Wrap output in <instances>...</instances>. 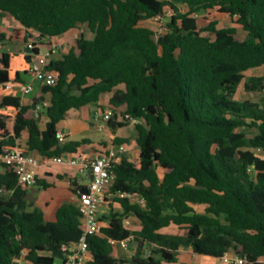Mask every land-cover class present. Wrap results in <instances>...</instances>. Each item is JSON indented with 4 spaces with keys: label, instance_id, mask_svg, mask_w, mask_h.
Returning a JSON list of instances; mask_svg holds the SVG:
<instances>
[{
    "label": "trees",
    "instance_id": "1",
    "mask_svg": "<svg viewBox=\"0 0 264 264\" xmlns=\"http://www.w3.org/2000/svg\"><path fill=\"white\" fill-rule=\"evenodd\" d=\"M213 11L228 15L232 25L195 17ZM5 15L40 40L81 27L93 37L81 33L48 62L45 69L57 81L38 85L33 101L44 98L39 108L7 93V84L25 82L12 73L10 54L0 53V148L26 134L25 144L41 156L75 153L87 140L63 143L60 123L70 110L97 104L106 94L120 116L141 120L134 126L137 160L121 157L115 165L110 209L98 216L99 232L86 238L90 264L177 263L180 249L264 264V97L237 99L241 85L264 92V75L245 76L264 67V0H0ZM157 15L167 20L164 31L141 24ZM7 109L15 112L12 132ZM115 117L110 129L128 124ZM0 164V264H15L23 252L34 264L63 259L83 233L77 204L62 203L48 218L31 209L28 189ZM71 187L78 195L76 180ZM117 192L137 194L144 206ZM129 218L137 225L126 224ZM170 226L177 232H164ZM123 240L130 249L137 243L135 257L114 256L113 242Z\"/></svg>",
    "mask_w": 264,
    "mask_h": 264
},
{
    "label": "crops",
    "instance_id": "2",
    "mask_svg": "<svg viewBox=\"0 0 264 264\" xmlns=\"http://www.w3.org/2000/svg\"><path fill=\"white\" fill-rule=\"evenodd\" d=\"M79 30V29H78ZM25 33L23 27L11 16L5 15L0 16V37L3 38V41L0 43V49L2 50L5 47V42H9L10 45V69L12 56H18L19 60L17 65L14 67V72L18 71L21 73V79L27 83L31 81L32 76L29 74V68L40 69L44 68L46 64L51 59H55L60 57L64 52H66L69 48L67 44L71 37L76 35V32L68 33L60 37L54 38H41L38 39V44H36L38 48V54H33L32 50L28 49L27 46H23V44H19L20 41H24L27 44L32 43L30 36L27 38L26 35H22ZM26 34V33H25ZM34 34V33H33ZM25 37L27 38L25 40ZM17 43V47L13 50V43ZM51 43H55L59 46V50L54 54H49L47 56L45 54H40V48L45 47L49 53V45ZM20 45V46H19ZM63 47H62V46ZM24 50V52H23ZM41 58H44L45 64H41L39 61ZM28 60H30L28 62ZM26 71V72H25ZM253 75H264V67L249 70L245 73L246 77ZM35 84L34 91L28 96H22L18 90L7 91V93H13L14 95L21 96L22 102L24 104H34L35 102V92L38 87V83ZM243 90V86L241 85L237 99L238 100H250L251 99H240L239 93ZM3 93L0 88V94ZM248 93H259V97H264V92H248ZM111 94H106L103 96L97 104H90L79 109H72L67 113L66 118L60 123L59 127L63 130L65 136L63 139V143H69L73 141H81L87 140L86 143L82 144L77 148L75 153H70L68 155L72 157H81L86 161L92 160L96 155L103 153L106 150L117 149L119 145H123L125 147V152L121 154V157H125L128 160L136 161L138 156V147L135 142V127L130 124H126L124 126H117L115 129H110L107 127L103 131H98L96 127V123L101 119L102 114L105 110L110 108L108 103ZM41 99V98H40ZM39 100V99H38ZM37 100V101H38ZM41 102V101H40ZM39 102V103H40ZM37 104L36 108L40 107V104ZM9 117L7 120V128L10 132H12L13 120L15 112L13 110L7 109L3 111ZM41 126L43 127L47 122V118L44 115L40 116ZM118 121V120H117ZM116 121V122H117ZM26 134H23L20 141L25 144L26 142ZM115 139H125V142L116 143ZM120 162V161H119ZM0 173L3 172V168L0 164ZM80 173H84L87 182L84 183L82 178L79 176ZM37 181H39V185H35L30 189H33L31 194L30 189H28V194L26 199L31 203L32 208L41 209L48 218L52 219L54 211L57 207L62 203H75L77 204L78 195L73 193L71 190V180H76L79 191L86 190L87 186L90 183V177L87 174V171L81 172L78 167L75 166H67L58 163H44L42 162L41 167L37 172ZM42 183L50 185L48 188H43ZM78 191V192H79ZM109 204L106 203L103 206L98 216H101L102 213H106L109 210ZM130 223L133 222V218H129ZM134 225H137L133 222ZM175 226H170L172 228ZM168 229V228H167ZM165 230V229H164ZM166 232V231H164ZM169 233V232H166ZM121 248V247H120ZM133 247L132 249H125V253L122 251L123 248L119 249L117 252L114 250L113 254L115 257H126L131 259L138 254ZM139 249L145 250V246L139 247ZM124 250V249H123ZM170 264H223L220 261V258H213L209 256H202L194 254L190 249H180L178 254V262L170 263Z\"/></svg>",
    "mask_w": 264,
    "mask_h": 264
},
{
    "label": "built area",
    "instance_id": "3",
    "mask_svg": "<svg viewBox=\"0 0 264 264\" xmlns=\"http://www.w3.org/2000/svg\"><path fill=\"white\" fill-rule=\"evenodd\" d=\"M171 15V10L165 12V16ZM198 17V15H195ZM164 19L163 15H157L152 22L161 23ZM165 28H162L164 31ZM161 31V32H162ZM160 33V32H159ZM33 43H29L27 48L32 50ZM58 50V45L51 43L49 45V54H54ZM45 64L44 58L39 61ZM47 65V64H46ZM45 65V66H46ZM44 68L33 69L29 68V74L32 76L31 81L23 84H7L6 91L18 90L22 96L30 95L34 89L35 84L40 85H54L57 81V74ZM115 116H119L117 120L125 121L126 123L135 126L140 123V119L131 116L128 113L120 116L119 113L110 107L102 114L101 119L96 123L98 131H103L108 127V122L114 120ZM57 136L60 140L64 139V132L58 129ZM3 138V131L0 130V141ZM125 152V147L119 145L117 149L106 150L103 153L96 155L92 160L86 161L81 157H72L68 154L59 157H46L39 155L36 151L31 150L26 144H23L20 139L16 140L13 145H3L0 148V162L7 165L17 178L18 185L25 189H30L37 183V172L44 163H58L67 166L78 167L82 172L90 169V183L86 190L79 191L77 199V207L81 213L82 236L80 239L68 246L63 259H56L52 264H90L92 256L89 251L87 236L99 232L100 221L98 220V213L100 209L106 205L109 189L114 181V167L120 161L121 154ZM1 192V190H0ZM114 196L121 198H128L132 202H137L144 206V199L137 194L117 192ZM130 224V220L125 221ZM118 244L123 249H129L130 241L123 240L120 242H113ZM23 252L20 256L14 258L15 264H34L30 260L25 259ZM223 264H240L241 259L238 256L224 255L220 258Z\"/></svg>",
    "mask_w": 264,
    "mask_h": 264
},
{
    "label": "rangeland",
    "instance_id": "4",
    "mask_svg": "<svg viewBox=\"0 0 264 264\" xmlns=\"http://www.w3.org/2000/svg\"><path fill=\"white\" fill-rule=\"evenodd\" d=\"M198 17L204 23L207 22L208 20H211V19L216 20L218 22V27H222L223 25H232L231 19H230V17L228 15L221 14V13L214 12V11L213 12H202L201 14H198ZM166 22H167V20L163 19V21L161 23H155V22H152V21H143L141 24L143 26L149 27L153 31L159 33V32L162 31V28L165 27V23ZM240 32L242 34H244L242 31H240ZM81 33H83L86 38H92L93 37V33L88 28L81 27L79 30L76 31V35L70 38L69 42L67 43L69 45V47H70V45H72L74 43V39L76 37H78ZM23 34L27 36V34L22 33V35ZM28 37L29 36H27V38ZM30 38L32 40V43H35V47L37 48L36 44L39 43L38 42V39L39 38H37V35L34 33V34H32L30 36ZM21 43L23 44V46H28V44L26 42L22 41V40L20 41L19 44H21ZM12 47H13V50H15L16 47H17V43L14 42L13 45H12ZM58 50H59V46H58ZM2 51H9L10 52V45H9V42L8 41L5 42V47L2 50L0 49V53ZM23 52H24V50H23ZM40 54H45L47 56H50L49 53H48V51H47V49L45 47H41L40 48ZM18 57H19V55L18 56L17 55L16 56L15 55L12 56V62H11V70H12V73L14 72V67L17 65V62L19 60ZM239 94H240L239 95V98L240 99H248L249 98V99H251L253 101H256V102H258L261 99V97H259V93H248V92L244 93L243 90H241ZM79 176L83 179L82 181L84 183H86L88 181L84 173H80ZM3 195L4 196H8V193H4ZM114 208L117 209L118 208V205L115 204L114 205ZM196 208L199 211L202 210L201 207H196ZM164 231L169 232V233H175V232H177V228L176 227H172V228L165 229ZM119 249H121L120 246L118 244H116L114 246V250L117 252ZM122 251L125 253V249L124 250L122 249ZM149 252H150V249L147 248V246H146L145 247V250L142 251V255L143 256H146V255L149 254Z\"/></svg>",
    "mask_w": 264,
    "mask_h": 264
},
{
    "label": "water",
    "instance_id": "5",
    "mask_svg": "<svg viewBox=\"0 0 264 264\" xmlns=\"http://www.w3.org/2000/svg\"><path fill=\"white\" fill-rule=\"evenodd\" d=\"M43 100H44V98L42 97L41 99H39L38 101H36V102L33 104V108H36L37 104H38L40 101H43ZM87 174H88L89 177H90V169L87 170ZM32 190H33V189H30V193H29V194H31ZM132 245H133V247H136V246H137V243L134 242ZM142 246H143V245H140V247H142Z\"/></svg>",
    "mask_w": 264,
    "mask_h": 264
}]
</instances>
